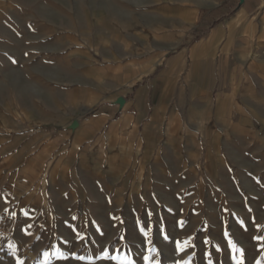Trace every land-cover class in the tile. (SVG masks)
<instances>
[{
  "label": "crops",
  "instance_id": "crops-1",
  "mask_svg": "<svg viewBox=\"0 0 264 264\" xmlns=\"http://www.w3.org/2000/svg\"><path fill=\"white\" fill-rule=\"evenodd\" d=\"M17 12L0 0V237L14 250L140 248L149 217L128 205L149 183L199 179L220 203L209 218L228 202L264 218V0H131L92 7L77 31Z\"/></svg>",
  "mask_w": 264,
  "mask_h": 264
},
{
  "label": "rangeland",
  "instance_id": "rangeland-1",
  "mask_svg": "<svg viewBox=\"0 0 264 264\" xmlns=\"http://www.w3.org/2000/svg\"><path fill=\"white\" fill-rule=\"evenodd\" d=\"M19 12L17 15L20 20L28 21L31 19L43 20L51 18L53 22H58L65 28L71 30H79L83 27V19L91 15L92 7L98 8L101 12L107 13L110 7L114 4L118 5L125 1L131 0H12ZM133 1V0H132ZM10 15V11H8ZM201 172L197 175L203 178V165L201 163ZM202 181V180H201ZM203 182V181H202ZM202 182L197 179L195 189L181 187L173 191L169 187H161L156 184H148V196L132 195V202L129 206V211L134 213L151 212V217L148 224L145 225L144 220H140L147 229L149 223L152 225L151 240L160 252L161 264H175L177 259H180L182 264H186L191 257V264H208L206 253H211L213 264H233L231 250L227 247V240L224 239V232L228 231L230 238L237 243L238 247H242L244 251L245 264H264V241H257L254 237H264V218L253 219L245 218V214L241 212L231 211L245 209L243 202L227 203V216L229 218H219L217 214L209 218L210 210L219 211L220 203L205 202L203 197ZM200 187V188H199ZM188 191L196 193L195 199L187 198ZM152 199H156L152 203ZM196 200V201H195ZM78 210H82L85 214L95 211L111 210L107 205H95L85 203L80 205ZM159 214V216H158ZM169 215V217L165 216ZM251 215V214H250ZM167 218H163V217ZM149 217V216H148ZM183 221V225L180 224ZM240 221L243 222L244 228L241 227ZM137 223V220L135 221ZM22 224H27V221H22ZM259 226V231L257 227ZM169 236V241L164 242L161 236V228ZM246 228V230H245ZM133 240H142L143 245L140 248L131 246L130 251L116 249L114 252L100 251L98 249H85L74 251L76 256H83L84 260L67 261L58 259L56 250L36 251L35 257L29 259L31 254L23 251L15 250V257L10 255L13 251L0 250V264L15 263V258L23 259L25 263H44L45 259L48 263L53 264H114L118 263L119 258L125 254L130 255L134 259V264H145L143 257L148 255L146 251V241L143 236L134 235ZM205 239L209 240L208 244H204ZM0 237V246L10 245L9 238ZM180 241L183 244L185 241H190L195 247L189 246L185 254H177L175 252V242ZM12 245V244H11ZM92 246L94 244H91ZM96 247V246H95ZM219 248L220 251H216ZM119 250V251H117ZM48 252L46 258L44 253ZM108 254L109 257L117 256V261L104 260L103 257ZM33 255V256H34ZM72 252H69L71 257ZM99 262V263H98Z\"/></svg>",
  "mask_w": 264,
  "mask_h": 264
},
{
  "label": "snow or ice",
  "instance_id": "snow-or-ice-1",
  "mask_svg": "<svg viewBox=\"0 0 264 264\" xmlns=\"http://www.w3.org/2000/svg\"><path fill=\"white\" fill-rule=\"evenodd\" d=\"M225 211L227 212V209H225ZM25 216H27V213L24 214ZM149 218L151 217V212L148 213ZM73 220L76 219V217L72 218ZM113 220H117L119 218L117 217H112ZM120 223H123V220H120ZM183 221H180V224L183 225ZM241 223V227L244 228V224L242 221H240ZM29 227H31V225H29ZM137 227H138V231L139 233L143 236V238L146 241V251L147 253H149L148 255H145L143 257L145 264H161L159 256H160V252L158 250V248L153 245L152 240H151V231H152V225L149 223L147 229L144 227L143 223L139 220V218H137ZM246 230V228H245ZM257 230L259 231V226L257 227ZM73 231H75V229H73ZM161 236L164 242H168L169 241V236L167 235V233L165 232V229L162 227L161 228ZM96 232L100 233L101 236L104 235L103 232H101V229L99 227L96 228ZM23 234L27 235V230H23ZM39 239V238H37ZM77 239V241H82L84 239H86L85 236L81 235L80 233H77V237L75 238ZM224 239L227 240V247L231 250L232 253V260H233V264H245V259H244V251L242 249V247H238L237 243L234 242V240L232 238H230V234L228 231L224 232ZM255 240L257 241H264V237H254ZM120 240L123 241L124 237L121 236ZM70 241L69 239L66 237L63 241H62V245H67L69 244ZM204 244H208L209 240L205 239L203 241ZM191 246V247H195L194 244H192L190 241H185L183 244H181L180 241H176L175 242V252L177 254H185L186 253V249ZM10 249H13V251L10 253V255H12L13 257H15V246L14 245H9ZM72 251L71 249H67L65 250L63 247H57L56 252L58 253V259L61 261H67L70 259L72 260H79V261H83L84 257L83 256H76L75 252H72L71 257H69V252ZM119 251V250H117ZM216 251H220L219 248L216 249ZM44 256L47 258L49 256L48 252L44 253ZM206 257H208V264H213L211 257V253H206ZM104 260H109L111 259L112 261H117L118 257L117 256H111L109 257L108 254H105L103 257ZM15 264H25V261L23 259H20L18 257L15 258ZM44 264H48V260L45 259ZM118 264H134V259L132 256L125 254L122 258H119ZM175 264H182L180 259H177ZM186 264H191V257H189V260L186 262ZM257 264H259V261H257Z\"/></svg>",
  "mask_w": 264,
  "mask_h": 264
},
{
  "label": "water",
  "instance_id": "water-1",
  "mask_svg": "<svg viewBox=\"0 0 264 264\" xmlns=\"http://www.w3.org/2000/svg\"><path fill=\"white\" fill-rule=\"evenodd\" d=\"M122 99H119L118 101H117V104L118 105H121L122 104ZM75 125H76V123H74L73 125H72V128H74L75 127Z\"/></svg>",
  "mask_w": 264,
  "mask_h": 264
}]
</instances>
